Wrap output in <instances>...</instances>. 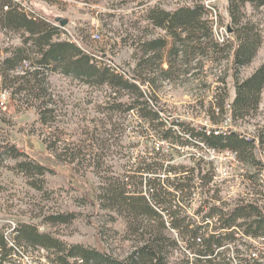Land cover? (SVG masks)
Wrapping results in <instances>:
<instances>
[{"label":"trees","instance_id":"obj_1","mask_svg":"<svg viewBox=\"0 0 264 264\" xmlns=\"http://www.w3.org/2000/svg\"><path fill=\"white\" fill-rule=\"evenodd\" d=\"M128 2L120 0L112 5L121 7ZM247 3L254 8L264 6V0H228L231 32L222 43L214 36L213 28L218 22L204 18L211 12L210 5L195 2L170 8L159 4L147 6L142 18L164 31V35L142 40L141 54L128 75L111 61L63 36L66 29L54 17L40 14L21 1L0 0L1 29L20 37L19 44L5 47L0 58V91L11 93L14 99L16 94L33 96L38 100L35 107L39 120L47 124L52 119L45 113L51 110L42 106L51 103L46 80L49 73H60L87 85L106 84L114 93L109 109L133 110L142 127L153 138L165 141L169 150L173 145L217 152L229 150L242 164L260 170L262 165L254 152H259L257 142L264 147V125L256 137H249L219 127L195 126L184 120L169 122L162 116L163 110L154 96L158 85L183 77L206 76L204 64H220L223 58L231 57L235 95L229 102L226 92L214 95L210 119L218 124L229 111L231 121L235 122L256 113L264 88V62L250 76L240 77L241 69L252 61L262 42L257 26L248 19L244 21L242 8ZM203 57L208 61L203 62ZM220 81L217 89L221 90L224 79ZM122 93L130 97V102L118 100ZM8 157H24L15 167L26 176L52 170L26 150H18L16 144H1L0 164ZM166 157L164 152L154 149L137 156L125 174L107 178L96 194L100 207L122 216L135 236L126 256H115L98 246L67 242L38 230V224L21 222L15 223L10 232L0 227V264H21L15 256L28 250H43L50 264H170L169 254L174 248L179 249L178 241L185 245L181 251L183 258L174 264H264V256L243 254L237 246L238 232L249 238L264 237V207L257 201L244 200L228 206L216 204L219 190L207 187L213 185L212 161L202 154H191L190 163H170ZM195 191L201 195L195 210L199 221L186 214ZM210 191L213 193L208 195ZM73 218V213L54 212L44 215L39 223L55 225ZM168 230L174 231L176 237L172 238ZM231 243L237 262L226 256L227 245Z\"/></svg>","mask_w":264,"mask_h":264},{"label":"rangeland","instance_id":"obj_2","mask_svg":"<svg viewBox=\"0 0 264 264\" xmlns=\"http://www.w3.org/2000/svg\"><path fill=\"white\" fill-rule=\"evenodd\" d=\"M119 1L21 0L23 5L40 14L66 19V38L111 61L128 75L137 56L141 54L139 45L142 40L164 35V31L152 27L142 18L147 6L159 4L170 8L179 3L208 2L206 5L212 4L216 9L214 17L218 22V35L214 34L215 39L222 43L227 38L221 32L223 26L227 27V31L230 27L228 0H129L121 7L112 5V2ZM242 11L244 21L248 19L253 22L262 36L252 61L241 69L240 77L246 78L264 62V6L254 8L247 3ZM204 18L214 22L210 14ZM19 42L18 34L0 27V58L4 55L5 47L15 46ZM202 59L203 62L208 61L206 57ZM230 61L231 57L223 58L220 64H204L206 76L183 77L158 85L154 96L157 106L163 110L162 116L169 122L184 120L207 129L219 127L224 131H238L256 137L258 129L264 125V88L258 111L244 120L232 122L229 111L225 115L226 119L218 124L210 119L214 95L226 92L228 102L235 95ZM221 78L224 79L222 91L217 89ZM46 80L51 103L42 108L51 110L45 115L52 119L47 124L40 122L35 107L38 100L33 96L26 98L22 97L23 94H16L14 99L11 93L0 91V102L4 101L0 105V145L16 144L18 150H26L52 169L31 177L15 167L16 162L24 157H8L1 162L0 227L10 232L15 223H34L38 224V230L50 232L64 241L98 246L115 256L124 257L131 251L135 236L127 228L122 216L100 207L96 194L107 178L122 176L137 156L152 151L156 138L142 127L139 118L131 110L123 112L109 109L114 93L108 85H87L60 73H49ZM143 88L145 91L150 90ZM119 96V101L130 102L128 95L122 93ZM256 145L259 152L254 154L262 165L260 170L242 164L229 150L210 153L195 147L163 152L170 163H190L191 154H202L207 160H212L215 168L213 185L207 187L219 190L216 204L228 206L244 200L257 201L264 207V147H260L258 142ZM31 182L39 185L35 187ZM212 193L210 191L208 195ZM200 196L199 191H195L192 207L186 212L189 216L194 215L193 218H196L195 210ZM54 212L73 213L75 218L55 225L39 223L44 215ZM197 218L200 219V216ZM168 234L172 238L176 237L174 231L168 230ZM237 238V246L243 254L264 256V237L249 238L238 232ZM178 245L179 249L174 248L169 254L170 264L183 258L181 251L185 245L182 241H178ZM227 246L226 256L237 262L232 243ZM41 251L28 250L33 261L47 264L46 253ZM23 263L31 264V261L23 260Z\"/></svg>","mask_w":264,"mask_h":264},{"label":"built area","instance_id":"obj_3","mask_svg":"<svg viewBox=\"0 0 264 264\" xmlns=\"http://www.w3.org/2000/svg\"><path fill=\"white\" fill-rule=\"evenodd\" d=\"M16 1H21V0H16ZM205 4H209V3L207 2V3H205ZM210 9H211V12H210L211 17H213L214 21H217V20H216V17H214V10H216V9H215V7H214L212 4H210ZM59 26H60V25H59ZM217 27H218V25H217ZM63 28L66 29V33H64L63 36H68V30H67L66 26H64ZM220 28H221V27H220ZM222 29H223V32H221V35H223V36L226 35V37H227V36H228L227 27H226V26H225V27L223 26ZM213 30H217V28H213ZM94 36H97V37H98V35H95V34H94ZM223 38H224V37H223ZM109 62H110V61H109ZM3 103H4V101H1V102H0V105L2 106ZM131 112H132L133 114L135 113L133 110H131ZM220 129H221V128H220ZM172 148H173V149H179V150L193 149V148L188 147V146H179V145H173ZM153 149H154V150H161L162 152H163V151H166V150H169V149H168V144H167L165 141H163V140H159V139H155V141H154V143H153L152 150H153ZM205 151H206V152H210V153H219V152H217V151H215V150L207 149V148H205ZM221 153H223V151H222ZM211 161H212V160H211ZM161 177L164 178L165 175L162 174ZM191 204H192V203H191ZM191 204L189 205V208H187V211L192 207ZM187 211H186V212H187ZM195 219H196L197 221H199V219H198L197 217H196ZM35 253H38V254H39V252H37V251H35ZM41 253H44L43 250L41 251ZM29 255H30V253H29V252H26V253H22V254L19 255V256L16 255L15 257H17V258L19 259V261L21 262V264H23V260H30V261H31V264H36L37 262L32 260V255H31V256H29ZM28 257H29V258H28ZM45 258H46V257H45ZM37 264H38V263H37ZM47 264H50V263L47 262Z\"/></svg>","mask_w":264,"mask_h":264},{"label":"water","instance_id":"obj_4","mask_svg":"<svg viewBox=\"0 0 264 264\" xmlns=\"http://www.w3.org/2000/svg\"><path fill=\"white\" fill-rule=\"evenodd\" d=\"M55 21L58 22V24L61 26V27H64L67 25L68 21L64 18H61L60 16H57L55 17ZM228 32H231V28L228 27Z\"/></svg>","mask_w":264,"mask_h":264},{"label":"bare ground","instance_id":"obj_5","mask_svg":"<svg viewBox=\"0 0 264 264\" xmlns=\"http://www.w3.org/2000/svg\"><path fill=\"white\" fill-rule=\"evenodd\" d=\"M214 13H215V12H214ZM214 34H215V35H218V33H217V31H216V30H214Z\"/></svg>","mask_w":264,"mask_h":264}]
</instances>
